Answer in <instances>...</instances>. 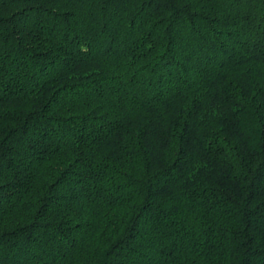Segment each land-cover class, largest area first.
Listing matches in <instances>:
<instances>
[{
  "label": "trees",
  "instance_id": "trees-1",
  "mask_svg": "<svg viewBox=\"0 0 264 264\" xmlns=\"http://www.w3.org/2000/svg\"><path fill=\"white\" fill-rule=\"evenodd\" d=\"M0 264H264V0H0Z\"/></svg>",
  "mask_w": 264,
  "mask_h": 264
}]
</instances>
